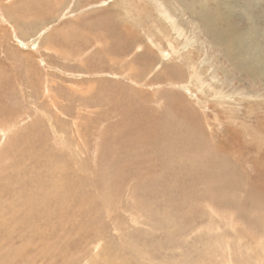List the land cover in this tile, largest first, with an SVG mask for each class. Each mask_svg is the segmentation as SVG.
<instances>
[{"label": "rangeland", "instance_id": "rangeland-1", "mask_svg": "<svg viewBox=\"0 0 264 264\" xmlns=\"http://www.w3.org/2000/svg\"><path fill=\"white\" fill-rule=\"evenodd\" d=\"M191 1L0 0V264H264V0Z\"/></svg>", "mask_w": 264, "mask_h": 264}, {"label": "bare ground", "instance_id": "bare-ground-1", "mask_svg": "<svg viewBox=\"0 0 264 264\" xmlns=\"http://www.w3.org/2000/svg\"><path fill=\"white\" fill-rule=\"evenodd\" d=\"M191 1V0H190ZM194 2L195 1H197V0H193ZM202 1H206V0H202ZM201 1V2H202ZM216 1V0H215ZM192 2V1H191ZM193 2V3H194ZM159 4V7H160V9H162V11H163V14H162V16H163V18L164 19H168V20H171L172 19V16H171V14H170V12L167 10V8H164V6L162 5V3L160 2V3H158ZM188 4V3H187ZM191 4L192 3H190V5H184L186 8L185 9H189V8H192L191 7ZM195 4V3H194ZM162 5V6H161ZM199 7V6H198ZM194 8V7H193ZM197 9H199V8H197ZM194 10V9H193ZM191 11V10H190ZM195 12H197V11H195ZM198 14H199V21H201V24H202V26H204L202 29H203V31L206 33V35L207 36H209L211 39H210V42L211 43H217L218 45H220L221 47H222V51H223V53H224V55L229 59V61L232 63V65L233 66H235V67H237L239 70H241V71H245L246 73H249V75H252V76H256L257 74H260V72H259V69L258 68H255L256 66H257V64L261 61L260 59H258V62H251L250 61V59L249 60H247V55H248V52H246V50L244 49H242L240 46H239V40H238V38H236V34H235V38H234V36H233V34L232 35H229L228 34V32H226L227 31V28H226V31H224L223 29H222V27H221V25L219 26V23H218V21H222L223 22V24L226 26V27H230V26H228V24H227V17L225 16V15H223V14H221V13H219V11H216V12H214V13H211V14H209L208 13V10H207V8H200L199 9V12H197ZM192 14H193V12H192ZM175 18L173 17V19L171 20V22H170V26L172 27V25L171 24H173L174 22H173V20H174ZM218 23V24H217ZM179 24V23H178ZM222 24V25H223ZM223 25V26H224ZM174 26H176V23H174ZM199 26H200V24H199ZM201 26V27H202ZM162 27V26H161ZM164 27V26H163ZM177 27H179V25L177 26ZM160 28V27H159ZM165 28V27H164ZM172 29H173V27H172ZM174 29H175V27H174ZM181 29V27L179 28V30ZM161 30V29H160ZM163 31V30H162ZM177 31V30H176ZM234 30L231 28L230 29V31L229 32H233ZM152 32V31H151ZM165 32V31H164ZM167 32V31H166ZM181 32V31H180ZM179 32V33H180ZM133 35L135 34V33H132ZM165 34V33H164ZM176 34H177V32H176ZM182 33H180V35H181ZM170 35V34H169ZM179 35V34H178ZM179 35V36H180ZM160 36V35H159ZM128 37V36H127ZM168 37H172V36H168ZM132 38H133V36H132ZM134 38H135V36H134ZM164 38V37H163ZM166 38V37H165ZM167 39V38H166ZM169 40H170V38H168ZM173 39V38H172ZM209 39V38H208ZM152 42V41H151ZM149 43V44H151V45H153V44H155V43ZM157 42V41H156ZM170 42V41H169ZM180 42V41H179ZM158 43H160V42H158ZM183 43V42H182ZM181 43V44H182ZM147 45V44H140L141 46H144V45H146V47L148 48L147 50L149 51V50H151L150 49V45ZM157 44V43H156ZM158 45V44H157ZM156 45V46H157ZM160 45V44H159ZM172 45H174L173 43H172ZM241 45L243 46V47H245V45L244 44H242L241 43ZM154 46V45H153ZM183 46V45H182ZM138 47H140V46H138ZM157 48V47H156ZM182 48V47H181ZM180 48V49H181ZM246 48V47H245ZM48 49V48H47ZM158 49V48H157ZM172 49H173V47H172ZM146 50V51H147ZM153 50V49H152ZM162 50H164V49H162ZM167 51V50H166ZM176 51V50H175ZM159 52H161V51H159ZM180 52V51H179ZM154 53H155V51H154ZM168 53H169V51H168ZM178 54H180V53H177V55L176 56H178ZM160 55V54H159ZM204 55V54H203ZM128 56H129V54H128ZM162 56H164V55H162ZM168 56H170V55H168ZM175 56V57H176ZM249 56V55H248ZM251 56V55H250ZM130 57V56H129ZM182 58V57H181ZM125 58H123V60H124ZM161 59H162V57H161ZM178 59V58H177ZM192 59H194L193 57H192ZM131 60H132V58H131ZM125 61V60H124ZM154 61V60H153ZM175 61V60H174ZM192 61V60H191ZM254 61V60H253ZM161 62H162V60H161ZM171 62H173L172 60H171ZM187 62V61H186ZM166 62H164V64H165ZM167 63H169V61L167 62ZM174 64H175V62H173ZM189 63V62H188ZM261 63V62H260ZM162 64H163V62H162ZM127 65V64H126ZM130 65V64H129ZM181 65V64H180ZM192 65V64H191ZM190 65V66H191ZM194 65V64H193ZM147 66V65H146ZM188 66H189V64H188ZM255 66V67H254ZM131 67H132V65H131ZM195 67V66H194ZM133 68V67H132ZM191 68H193L192 66L190 67V69ZM204 68V67H203ZM253 68V72H251L250 70ZM129 70H130V68H129ZM202 70V69H201ZM204 70V69H203ZM208 70V69H207ZM188 71H190V70H188ZM147 74V73H146ZM190 75H191V73H189ZM192 74H193V72H192ZM128 75V74H127ZM197 75V74H196ZM200 76H201V74H200ZM199 76V77H200ZM210 76V75H209ZM207 77V76H206ZM205 76H204V78H206ZM194 78H195V76H194ZM198 79H200V78H198ZM192 80V79H191ZM195 80V79H194ZM207 80V79H206ZM208 80H210V79H208ZM211 80H212V78H211ZM201 83L203 82L202 80H199ZM205 82V81H204ZM206 82H209V81H206ZM205 82V83H206ZM198 84H200V83H198ZM201 85V84H200ZM196 86H197V84H196ZM198 87H200V86H198ZM229 87V86H228ZM206 88H208V87H206ZM210 88H211V86H210ZM212 89L214 90V88L212 87ZM215 92L217 93L218 92V90L216 89L215 90ZM259 93V92H258ZM53 98V97H52ZM228 99H230V97H228ZM232 99V98H231ZM229 101V100H228ZM232 101V100H231ZM230 101V102H231ZM244 102V101H243ZM207 104V103H206ZM229 105H235V103L234 102H231V103H228ZM203 106H205V105H203ZM232 109V108H231ZM227 111H228V109H227ZM181 115H182V113H181ZM184 116V115H183ZM150 126H152V125H150ZM157 126V125H156ZM188 127H190V126H188ZM155 128V127H154ZM156 130V129H155ZM164 140V139H163ZM157 141V140H156ZM162 143V142H161ZM165 142H163V144H164ZM171 146V145H170ZM157 147V146H156ZM162 149H163V151H166V149L167 148H165V150H164V147H162ZM170 150V149H169ZM167 152V151H166ZM165 152V153H166ZM157 153V152H156ZM180 153V152H179ZM263 156V155H262ZM211 161V160H210ZM213 161V160H212ZM172 162V161H171ZM178 163V162H177ZM212 163V162H211ZM210 164V163H209ZM207 165V164H206ZM205 165V166H206ZM203 167V166H202ZM209 167V165L207 166V168ZM173 168V167H172ZM206 168V167H205ZM171 169V168H170ZM204 169V168H203ZM202 168H201V170H203ZM205 170V169H204ZM200 171V172H202V173H205L207 170H205V171ZM208 170H210V169H208ZM213 171V170H212ZM207 172H209V171H207ZM206 172V173H207ZM205 173V174H206ZM211 173V172H210ZM209 173V174H210ZM214 173V172H213ZM195 175V174H194ZM197 175L199 176V174L197 173ZM196 176V175H195ZM194 176V177H195ZM203 176V175H202ZM208 177H210L209 175H207ZM193 177V175H192V178H194ZM196 179H197V177H196ZM203 179V178H202ZM198 180V179H197ZM208 241V240H207ZM211 242V241H210ZM260 257H262V256H260ZM260 259V258H259ZM264 261V260H263ZM262 262V261H261Z\"/></svg>", "mask_w": 264, "mask_h": 264}]
</instances>
